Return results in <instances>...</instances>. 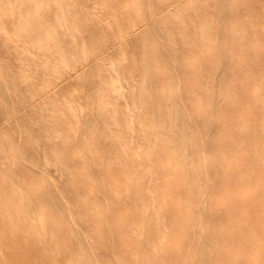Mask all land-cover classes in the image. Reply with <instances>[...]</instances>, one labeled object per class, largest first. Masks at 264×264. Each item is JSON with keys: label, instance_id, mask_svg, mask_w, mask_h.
<instances>
[{"label": "rangeland", "instance_id": "374dc122", "mask_svg": "<svg viewBox=\"0 0 264 264\" xmlns=\"http://www.w3.org/2000/svg\"><path fill=\"white\" fill-rule=\"evenodd\" d=\"M263 236L264 0H0V264H264Z\"/></svg>", "mask_w": 264, "mask_h": 264}, {"label": "bare ground", "instance_id": "6f19581e", "mask_svg": "<svg viewBox=\"0 0 264 264\" xmlns=\"http://www.w3.org/2000/svg\"><path fill=\"white\" fill-rule=\"evenodd\" d=\"M210 95H211V94H210ZM172 125H173V124H172ZM171 136H172V135H171ZM183 138H184V137H183ZM172 139H173V138H172ZM170 140H171V139H170ZM182 140H183V139H182ZM175 141H176V139H175ZM183 141H184V140H183ZM173 142H174V141H173ZM178 143H179V142H178ZM178 143H177V144H178ZM180 143H181V140H180ZM182 143H183V142H182ZM184 144H185V143H184ZM182 145H183V144H182ZM262 161H263V159H262ZM213 163H214V162H213ZM260 165H261V164H260ZM182 167H183V166H182ZM261 169H262V168H261ZM262 171H263V170H262ZM186 172H187V171H186ZM186 172H185V173H186ZM178 173H179V172H178ZM227 176H228V175H227ZM227 176H226V177H227ZM232 176H233V174H232ZM240 176H242V175H240ZM183 177H184V176H183ZM230 177H231V175H230ZM187 178H188V177H187ZM224 178H225V177H224ZM233 178H234V177H233ZM241 179H242V178H241ZM233 180H234V179H233ZM233 180H232V181H233ZM185 182H186V181H185ZM234 182H235V180H234ZM230 183H231V181H230ZM190 184H192V183H190ZM235 184H236V182H235ZM191 186H192V185H191ZM188 187H189V186H188ZM189 192H190V191H189ZM189 192H188V193H189ZM190 193H191V192H190ZM251 193H252V192H251ZM254 194H255V193H254ZM255 195H256V194H255ZM251 196L253 197V194H252ZM189 197H191V196H189ZM229 197H230V196H229ZM248 197H249V196H248ZM252 197H251V198H252ZM254 198L256 199V196H255ZM230 199H231V198H230ZM255 199H251V202L254 201ZM228 200H229V199H228ZM256 200H257V199H256ZM259 200H260V199H259ZM189 201H190V200H189ZM229 201H230V200H229ZM229 201H227V202H229ZM235 201H236V200H235ZM238 201H239V200H238ZM233 202H234V201H232V203H233ZM246 202H248V201H246ZM249 202H250V201H249ZM191 203H193V202H191ZM232 203H231V204H232ZM255 203H256V201H255ZM255 203H254V204H255ZM235 204H236V203H235ZM252 204H253V202H252ZM192 205H193V204H192ZM232 205H233V204H232ZM255 205H256V204H255ZM253 206H254V205H253ZM229 207H230V205H227V209H228ZM238 207H239V206H238ZM189 209H190V206H189L188 204L185 205V211L187 212V215L192 216V213H189ZM224 209H226V208H224ZM245 209H246V208H245ZM231 210L236 211V210H237V206L235 205V207H233V209L231 208ZM243 210H244V209H243ZM251 210H252V209H251ZM251 210H250V211H251ZM228 211H229V210H228ZM244 211H245V210H244ZM250 213H251V212H250ZM252 213H253V212H252ZM227 214H228V213H227ZM231 214H232V212H231ZM234 214H235V213H234ZM229 215H230V214H229ZM237 215H238V214H237ZM239 215H240V214H239ZM244 215H245V214H244ZM235 216H236V215H235ZM238 217H239V216H238ZM237 219H238V218H237ZM240 224H241V223H240ZM211 231H212V230H211ZM240 232H241V231H240ZM215 234H216V232H215ZM221 234H222V233H221ZM239 236H240V235H239ZM211 237H212V235H211ZM211 237H210V238H211ZM216 237H217V236H216ZM263 237H264V236H263ZM213 238H215L214 235H213V237H212L210 240H214V241H215V239H213ZM217 240H219V238H218ZM217 240H216V241H217ZM222 240H223V239H222ZM226 240H227V239H225L224 241H226ZM212 242H213V241H212ZM213 243H215V242H213ZM218 243H219V242H218ZM221 243H222V241H221ZM218 246L220 247L219 244H218ZM218 246H217V247H218ZM224 246H225V245H224ZM203 249L205 250L204 247H203ZM217 250H218V249H217ZM201 251H202V250H201ZM231 252H232V251H231ZM203 253H204V252H203ZM213 253H214V252H213ZM213 253H212V254H213ZM204 254L206 255V252H205ZM200 255H201V254H200ZM207 255H208V253H207ZM201 256H202V255H201ZM205 257H206V256H205ZM209 257H210V256H209ZM212 257H213V256H212ZM201 258H202V257H201ZM210 260L212 261V258H211ZM203 261H204V259L202 260V263L205 262V261H204V262H203ZM213 262H214V261H213ZM245 262H246V261H245ZM207 263H208V261L206 262V264H207ZM228 264H236V263H228Z\"/></svg>", "mask_w": 264, "mask_h": 264}]
</instances>
